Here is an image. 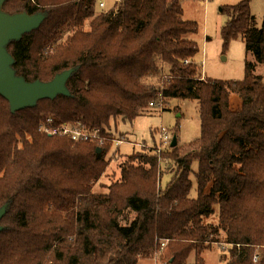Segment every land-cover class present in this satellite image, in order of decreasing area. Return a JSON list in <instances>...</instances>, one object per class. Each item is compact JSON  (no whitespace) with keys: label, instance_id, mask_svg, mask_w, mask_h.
I'll list each match as a JSON object with an SVG mask.
<instances>
[{"label":"trees","instance_id":"1","mask_svg":"<svg viewBox=\"0 0 264 264\" xmlns=\"http://www.w3.org/2000/svg\"><path fill=\"white\" fill-rule=\"evenodd\" d=\"M100 1L1 5L7 15L43 17L5 46L15 76L70 75L68 94L15 112L0 96V264H138L164 241L162 264H206L210 238L230 245L225 264H264V78L255 73L264 67V16L258 25L249 0L222 7L223 48L241 39L253 59L241 80H200L204 40L182 0H114L108 9ZM159 97L196 100L199 136L158 153L156 128L152 147L139 144L120 163V182L96 186L112 140L124 141L112 123L157 115ZM48 119L111 142L49 135L40 129Z\"/></svg>","mask_w":264,"mask_h":264},{"label":"rangeland","instance_id":"2","mask_svg":"<svg viewBox=\"0 0 264 264\" xmlns=\"http://www.w3.org/2000/svg\"><path fill=\"white\" fill-rule=\"evenodd\" d=\"M240 1L242 0H182L183 18L197 22L199 34L195 38L198 39V43L204 40L202 53L205 78L241 80L244 76L245 59H253L252 55L246 51L245 44L241 39L231 41L227 48L224 49L219 36L220 27L228 20V16L221 11L222 7ZM103 2L105 3L104 9H108L112 6L114 0H103ZM249 3L251 12L255 16L257 24L260 25L264 16V0H249ZM96 10L100 9L97 8ZM200 59L201 53L198 54V60L200 61ZM255 73L264 78V67L257 65ZM159 98L157 115L139 116L132 123H123L119 120L116 122V130L112 123L111 130L113 129V132L116 131L115 136L118 133L125 134L124 139H122L124 141L116 145L112 140L111 149L106 155V159L109 160V166L106 168L104 176L96 183V186L109 184L110 181L114 182L112 178L120 176L118 166L125 161L127 155L134 150H138L139 144L145 143L147 146L152 147L151 131L156 128L158 129L163 126L168 131L170 140L173 141L175 138L177 145L189 143L199 136L200 120L198 102L196 100L172 99L169 102L164 101L163 103L162 97ZM231 102L233 105H237L238 99L232 96ZM94 131L88 132L93 133ZM98 136L95 142L99 145L104 144L105 141L106 143L110 141L100 133H98ZM192 169L196 171V162L193 163ZM169 178L170 175H164L161 178V185L164 186ZM190 179L195 186L193 174L190 175ZM97 190L98 188H94V191ZM192 195H195L194 191H192ZM206 221L216 224V217L212 216L206 219ZM164 243L165 241L161 242L159 250L155 251L152 259L140 260L138 264H162L160 258L165 248ZM208 243L211 245L210 249L203 252L206 264H225L224 261L220 260H222V253L230 245L216 242L214 238H210ZM259 249L260 247H254L253 251L258 253ZM192 260L193 255L189 257V261Z\"/></svg>","mask_w":264,"mask_h":264},{"label":"water","instance_id":"3","mask_svg":"<svg viewBox=\"0 0 264 264\" xmlns=\"http://www.w3.org/2000/svg\"><path fill=\"white\" fill-rule=\"evenodd\" d=\"M5 0H0V8ZM41 15L29 16L26 14L7 15L0 10V96L10 104L11 112L21 110L27 106H34L44 98H53L57 94H68L65 83L70 71L57 75L47 83H26L22 78L15 76L11 64L12 57L7 53L5 46L13 39H18L24 32L36 28L42 20ZM172 146L176 145L175 138ZM101 148H97L100 153ZM4 210H0V219Z\"/></svg>","mask_w":264,"mask_h":264},{"label":"built area","instance_id":"4","mask_svg":"<svg viewBox=\"0 0 264 264\" xmlns=\"http://www.w3.org/2000/svg\"><path fill=\"white\" fill-rule=\"evenodd\" d=\"M105 6V3L103 2V0H101L99 2V7L103 8ZM199 48L201 49V54H202V58L200 60V62L197 64L201 67L202 69V75L199 78L200 80L204 79V59H203V53H202V48L204 49V43L199 46ZM189 63V61L185 60L183 65H187ZM163 79H166L165 76H163ZM157 107H159V105H157ZM40 129L49 134V135H59V136H67L70 137L73 141H80V140H96L98 136V131L95 130L93 133L87 132V131H83L79 128H75L72 126H69L68 124H63V125H59V126H54L52 123L51 119H48L46 121V123H44L43 125L40 126ZM158 147H157V152L160 153L161 150L165 149V147L167 145H169L170 143V136L168 131L163 127H159L158 128ZM114 143L117 144H121L123 143V141H114ZM140 146V145H139ZM114 182H120L121 181V177L120 176H115L112 178ZM253 260L256 261L257 260V256L253 257Z\"/></svg>","mask_w":264,"mask_h":264},{"label":"crops","instance_id":"5","mask_svg":"<svg viewBox=\"0 0 264 264\" xmlns=\"http://www.w3.org/2000/svg\"><path fill=\"white\" fill-rule=\"evenodd\" d=\"M207 40V39H206Z\"/></svg>","mask_w":264,"mask_h":264}]
</instances>
